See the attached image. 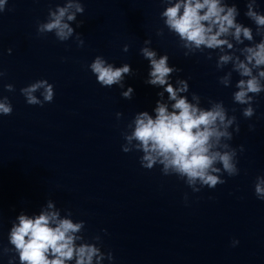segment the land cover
<instances>
[{"label":"water","instance_id":"95a60500","mask_svg":"<svg viewBox=\"0 0 264 264\" xmlns=\"http://www.w3.org/2000/svg\"><path fill=\"white\" fill-rule=\"evenodd\" d=\"M64 2L8 0L0 12V71L5 73L0 98L7 96L13 105L11 115L0 114V264H8L11 254L3 248L14 247L8 237L18 215H39L49 200L61 218L85 221L78 235L113 253L114 260L103 264H264V200L255 195L256 178L264 175V92L255 98V114L245 118L246 105L234 103L232 95L241 77L233 72L232 86L220 83L231 64L217 69L219 50L186 56L183 42L161 17L164 0H81L85 12L72 23L83 46L75 35L61 42L54 33L37 32L49 8ZM247 2L222 0L236 3L237 22L251 27L258 43L262 37L245 16ZM257 4L264 13V0ZM161 28L163 35H158ZM228 39L237 54L251 43ZM144 46L155 50L157 58L167 54L169 66L181 69L169 82L187 79L184 95L190 100L193 92L205 107L209 99L222 100L229 115L237 116L240 131H233L229 143L238 150V175L225 172L224 184L193 192L178 176L164 175L159 164L143 168L142 153L122 150L128 123L141 111L154 115L163 91L145 83L150 62L140 52ZM97 55L116 67L131 65L123 88L98 83L89 67ZM39 79L54 85V99L29 105L20 90ZM9 83L14 91L6 89ZM129 86L134 88L131 99L121 95ZM164 101L172 103L167 93ZM117 112L123 113L119 119ZM97 235L100 241L93 239ZM233 240L239 244L233 246Z\"/></svg>","mask_w":264,"mask_h":264},{"label":"clouds","instance_id":"9594fccd","mask_svg":"<svg viewBox=\"0 0 264 264\" xmlns=\"http://www.w3.org/2000/svg\"><path fill=\"white\" fill-rule=\"evenodd\" d=\"M166 10L161 13L168 30L176 34L182 47L187 49L185 55L199 50H219L216 61L217 69H223L231 64V70L219 81L225 87L232 86L233 72L241 77L235 84L233 102L246 105L242 109L245 118H251L255 112L254 101L256 96L264 92V13L257 11V0H248L245 16L256 25V35L262 37L260 42H254L253 30L237 22L239 11L236 3L231 6L222 3V0H164ZM8 0H0V12L6 10ZM85 12L81 0H65L55 8H49L47 20L38 22L39 35L54 33L57 40L68 41L75 35L78 46H83L84 40L73 27L78 14ZM83 21L78 23L82 25ZM158 35H163L159 29ZM231 36L237 44L244 41L249 45L234 51ZM151 43V39L144 44ZM130 45H124V51ZM227 49V50H226ZM11 53L12 49L9 48ZM142 56L149 64L146 84L161 87L159 100L156 101L154 115L148 111L135 114L128 123L127 129L122 132L124 140L122 150L140 152L141 166L152 169L161 165L164 175H176L192 189L200 192L205 186L215 188L226 182L223 173L236 176L240 169L237 167V149L229 143L233 139V131L239 133L240 125L235 114L229 115V110L222 100L209 99V107L202 106L201 96L195 92L191 100L185 93L189 91L187 79H176L170 83L171 74L181 69L169 66V57L164 54L157 58V52L150 47L140 49ZM243 57V59L241 58ZM212 58L209 52L208 59ZM90 70L97 77L98 83L111 88L113 85L124 87V76L131 75L133 69L125 63L116 67L102 56L97 55L89 65ZM5 73L0 71V77ZM8 91H14L15 86L7 84ZM21 94L29 105L43 106L53 101L55 96L54 85L47 79H39L21 88ZM39 92L40 95H36ZM167 93L169 103L164 101ZM121 95L131 99L134 88L129 86ZM42 97V98H41ZM235 108L232 109L234 113ZM13 105L7 96L0 98V114L11 115ZM117 118L123 116L116 113ZM234 130L229 131L233 128ZM254 129L255 125H250ZM243 145L239 151H243ZM255 195L264 200V175L258 176L255 183ZM187 200V194H185ZM18 223L11 226L9 243L14 247H4V254L9 256L8 264H15L18 254L20 264H103L104 260H114L111 251L104 252L95 242H89L83 235H78L85 227V221L73 222V219L61 218L60 211L55 209L54 203L49 200L47 208L39 215L21 213L17 217ZM105 231H107L105 229ZM100 241L99 235L93 238ZM233 246L239 240H233Z\"/></svg>","mask_w":264,"mask_h":264}]
</instances>
